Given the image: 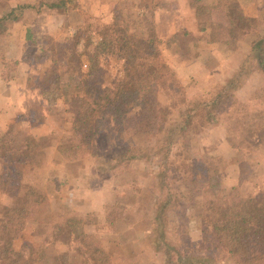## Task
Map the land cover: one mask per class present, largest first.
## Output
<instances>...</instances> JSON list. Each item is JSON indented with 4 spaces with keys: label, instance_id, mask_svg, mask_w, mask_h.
<instances>
[{
    "label": "rangeland",
    "instance_id": "1",
    "mask_svg": "<svg viewBox=\"0 0 264 264\" xmlns=\"http://www.w3.org/2000/svg\"><path fill=\"white\" fill-rule=\"evenodd\" d=\"M39 1L12 0L10 4ZM199 5L210 9L197 15ZM233 7H239L253 18L254 30L244 35L239 33L234 39L216 36L218 42L212 41L213 25L225 24V15ZM116 16L128 22L137 33L153 24L158 37L164 41L162 55L175 75L176 84L171 87L160 84L157 99L169 112V121L179 119L181 101L207 100L223 86L235 88L232 91L236 103L210 124L196 121L189 130L187 148L180 144L181 140H176L166 159L161 154L158 158L118 166L111 159L113 154L151 148L157 144V138L144 133L120 135L110 123L96 135L91 154L67 162L58 154L72 138L69 135L71 116L65 114L62 99L43 121L44 127H39L36 118L18 117L5 132L16 135L18 148L27 139L38 143L36 158L22 169L25 179L46 193L47 201L25 223L14 243L15 249L29 264H48L44 260L47 257L52 259L51 264H83L75 246L54 235L63 219L79 217L86 222V231L100 239L111 264H164V255L154 244L153 218L156 201L168 192L175 207L168 214L167 241L188 256H211L213 264H234L201 221L202 203L208 196L200 187L198 172L211 160L218 168L221 190L226 196L234 188L241 197H258L264 190V146L250 148L243 141L248 135H241L242 125L235 127L243 115L264 116V98L255 96L264 86L263 77L250 68L252 43L264 38V0H76L63 15L54 11L40 14L28 11L16 23L22 24V28L30 25L28 29L33 31L34 39L32 34L27 37V50L22 57L25 73L29 75L27 85L38 90L36 83L51 70L49 58L42 55L49 36L41 27L51 25L56 29L57 25L50 38L63 47L64 57L59 60L56 73L61 87L71 96L76 93V77L85 72L87 65L80 55L81 46L75 48L71 40L78 29L83 31L89 27L99 32ZM98 32L93 42L100 40ZM172 36L176 40L166 43ZM13 47L16 48L7 44L6 39L0 40V58ZM66 59L67 67L63 65ZM13 61L5 63V71H14ZM108 70L113 78L121 76V65L114 60L108 59ZM255 127L257 131L262 130L264 123ZM33 130L34 134H29ZM232 138L237 148L230 145ZM2 170L0 160V173ZM10 203V196L0 191V204Z\"/></svg>",
    "mask_w": 264,
    "mask_h": 264
},
{
    "label": "trees",
    "instance_id": "2",
    "mask_svg": "<svg viewBox=\"0 0 264 264\" xmlns=\"http://www.w3.org/2000/svg\"><path fill=\"white\" fill-rule=\"evenodd\" d=\"M11 1L0 0V35L7 34L13 24L21 22L28 11L36 14L54 11L63 15L76 0H40L36 4L20 2L14 5L10 4ZM209 9L199 5L196 6V13L199 15L202 10ZM225 17V24L213 25L212 41L218 42L216 36L234 39L239 33L248 34L255 28L253 18L245 15L239 7L227 11ZM95 32L98 31L89 27L83 31L78 29L71 40L75 48L81 46L80 55L87 64L85 72L76 77V93L71 96L61 87L60 76L56 73L59 60L64 57L63 47L47 37V47L42 50L43 57H48L52 65L50 72L44 73L36 87L50 110L62 99L66 106L65 114L71 116V143L58 150L64 161H77L91 154L96 135L110 123L115 125L120 135L144 133L157 138V144L151 148L135 152L127 149L113 154L111 159L115 161L114 166L128 165L132 161L150 157L158 158L161 154L166 159L176 140H181L180 144L188 147L189 130L196 121L210 124L236 103L232 91L235 88L223 86L207 100L194 103L181 101L183 107L178 113L179 119L169 121V112L159 105L157 92L160 84L167 83L171 87L176 84V79L163 58L161 46L164 41L158 37L154 25L148 24L146 30L137 33L128 22L116 16L111 23L101 27L98 42H93ZM65 40L70 41L68 38ZM175 40L176 37L172 36L166 43L171 44ZM67 59L63 61L66 67ZM108 59L121 65V76L117 79L110 76ZM251 60V70L261 74L264 81V38L253 41ZM257 94L264 98V86L255 96ZM263 120L264 116L259 115H243L237 119L235 127L242 125L241 135H248L243 141L250 148L264 146V128L257 131L255 127L257 124L261 126ZM16 140L13 133L0 132V160L3 163L0 191L11 198L10 205L0 204V264H29L28 260L23 261L14 243L25 223L32 220L40 206L47 201L46 193L26 180L22 169L36 158L38 143L27 139L18 148L15 146ZM229 142L236 147L235 138L229 139ZM198 176L200 187L208 196L202 203L201 221L211 230L217 246L232 258L234 264H263L264 190L258 197H241L237 188L224 195L218 168L211 160L200 169ZM196 180L197 177L193 179L194 182ZM174 207L171 193L168 192L155 204L154 244L164 255V264H213L211 256H188L167 241L165 230L168 214ZM85 224L82 218L67 217L57 224L54 235L73 244L83 258V264H111V258L102 248L100 239L87 232ZM44 260L48 264L52 262L48 257Z\"/></svg>",
    "mask_w": 264,
    "mask_h": 264
},
{
    "label": "crops",
    "instance_id": "3",
    "mask_svg": "<svg viewBox=\"0 0 264 264\" xmlns=\"http://www.w3.org/2000/svg\"><path fill=\"white\" fill-rule=\"evenodd\" d=\"M29 26L26 25V28H22V24H15L10 29L8 37L0 38L1 41L6 39L7 44L16 46V48L13 47L8 50L4 54V58H0V130L4 132L8 130V127L16 123L18 117L36 118L37 120H35L40 125L39 127H44L42 123L51 111L39 91L33 86L29 87L27 85L29 75L25 73L26 64L22 57L27 50H25L28 44L26 39L28 36L31 37L33 32L28 29ZM41 28L44 30L45 35L53 37L52 35L56 31L57 25L56 29L51 25ZM172 33L175 34V32ZM11 59L14 60L12 63L15 65L14 71L11 72L10 69L5 71V63ZM35 79L37 80L38 78ZM38 120H42V122L39 123ZM35 130H38V128ZM35 130L29 134L33 135Z\"/></svg>",
    "mask_w": 264,
    "mask_h": 264
}]
</instances>
